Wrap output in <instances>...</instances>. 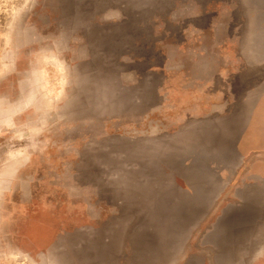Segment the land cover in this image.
Wrapping results in <instances>:
<instances>
[{
  "label": "rangeland",
  "instance_id": "obj_1",
  "mask_svg": "<svg viewBox=\"0 0 264 264\" xmlns=\"http://www.w3.org/2000/svg\"><path fill=\"white\" fill-rule=\"evenodd\" d=\"M220 218L264 264V0H0V264H211Z\"/></svg>",
  "mask_w": 264,
  "mask_h": 264
},
{
  "label": "crops",
  "instance_id": "obj_2",
  "mask_svg": "<svg viewBox=\"0 0 264 264\" xmlns=\"http://www.w3.org/2000/svg\"><path fill=\"white\" fill-rule=\"evenodd\" d=\"M249 231L252 230L248 229L247 219L220 218L204 237L206 245L212 247L211 253L214 254L211 264H219L222 260V264H241L242 260L244 262L248 258L246 251ZM205 262L204 259L203 263Z\"/></svg>",
  "mask_w": 264,
  "mask_h": 264
}]
</instances>
